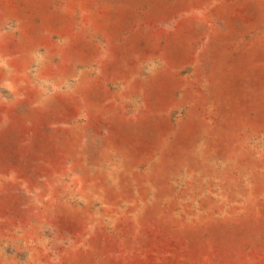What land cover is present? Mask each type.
Instances as JSON below:
<instances>
[{"label":"rangeland","instance_id":"rangeland-1","mask_svg":"<svg viewBox=\"0 0 264 264\" xmlns=\"http://www.w3.org/2000/svg\"><path fill=\"white\" fill-rule=\"evenodd\" d=\"M0 264H264V0H0Z\"/></svg>","mask_w":264,"mask_h":264}]
</instances>
